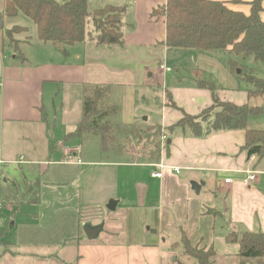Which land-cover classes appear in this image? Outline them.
Masks as SVG:
<instances>
[{
    "label": "crops",
    "instance_id": "0c3cea01",
    "mask_svg": "<svg viewBox=\"0 0 264 264\" xmlns=\"http://www.w3.org/2000/svg\"><path fill=\"white\" fill-rule=\"evenodd\" d=\"M166 1L101 0L97 8L93 5L94 8L90 9L92 2L87 0L89 11L105 5L126 8L123 15V43L120 46L96 45L86 41L59 48L50 43H41L38 38L30 41L24 32L21 33L23 38L13 36L19 50L16 53L6 34L0 33V182H7L18 191L17 179L18 176L22 177L29 187L28 199L36 191L37 177L47 196H60L72 183L77 197V203L69 209L72 212L82 205L84 166L80 157L85 155L84 149H90L87 146L89 141L97 150V155H94L97 158L88 162L91 165L101 163L134 169L128 174L118 175L115 193L109 195L117 202L115 209L120 205L127 207L128 224L124 230L121 228L126 242H119L121 237L117 233H103L104 227L94 241L87 240L83 234L77 238L76 256L68 258L75 264H180L173 244L183 234L193 246L211 247L216 253L214 247L218 242L227 244V234L239 233L240 236L244 231L253 232L239 225L250 229L255 225L253 221L258 220L257 225L261 230L254 232H264V202L260 212L259 205L250 200L255 194L251 188L254 183L247 187L241 183L243 172L255 171L253 163L258 159L253 156L247 160L241 150L243 131L219 132L196 138L187 128L171 130L162 141L159 163H139L132 159L121 160L120 157V160H102L96 137L85 135L79 138L72 135L78 122L69 132L78 140L76 146L60 145L62 155L60 159L57 158V149L53 145L57 117L59 114L63 116L67 101L69 104L70 101H77L78 97L82 99L83 115L85 88L110 87L107 103L119 106V113L111 116L110 122L134 124L141 130L152 127L141 125L136 119L138 95L143 96L147 87L155 86L164 73H171L172 69L166 61L172 55L192 58L190 82L178 74L183 68L175 69L179 76L173 86H165L163 78L160 104L163 121L156 127L166 130L175 125L182 117L178 109L193 116L211 106L210 92L195 86V82L201 79L214 82L220 101L235 105L248 103L251 107L264 104V95L247 94L246 86L229 71L221 60L222 56L191 49L166 48L163 45L166 38L164 20L161 16L151 17V13L164 6ZM218 1L248 15L252 0ZM262 6L264 8V0ZM261 18L264 20V12ZM247 65L256 67L249 59ZM162 66L165 69L161 70ZM51 121H54L53 125ZM206 127L204 124V131ZM53 156H56V162L50 160ZM159 164L165 169L160 178H153L151 174L159 171ZM170 168H178L179 172ZM138 169H142L141 176L136 171ZM145 171H148V175L144 174ZM259 174L257 172L255 181ZM225 179H230V184H225ZM193 185L199 187L197 194ZM36 192L35 203L42 206L44 198H39L38 190ZM3 199L5 195L0 190V203ZM55 205V202L50 205L53 214L60 216L62 211H67V208ZM53 218L54 230L58 231L61 229L60 217ZM35 221L40 223V218ZM87 222L98 225L100 220ZM14 227L15 223L11 220L8 229ZM216 228H220L219 232ZM112 234H116V238ZM100 238L102 245L93 246L92 243ZM237 253L238 246L235 255ZM31 258L35 264H49L45 256ZM68 261L65 256H54L50 264H68Z\"/></svg>",
    "mask_w": 264,
    "mask_h": 264
},
{
    "label": "trees",
    "instance_id": "16d2710c",
    "mask_svg": "<svg viewBox=\"0 0 264 264\" xmlns=\"http://www.w3.org/2000/svg\"><path fill=\"white\" fill-rule=\"evenodd\" d=\"M249 14L232 10L218 0H167L166 4L153 10L151 17L161 16L166 27V48L191 49L203 54H217L235 76L246 86L251 95H264V75L254 73L255 68L247 65L248 59L264 65V12L262 0L249 3ZM125 7L105 5L89 11L87 0H5L4 14L15 17L18 13L29 18L41 43L70 47L86 41L96 45L114 46L123 43V15ZM26 32L14 26L6 32L13 43V50L19 53L13 36ZM64 54L65 53V50ZM195 86L210 92L212 104L197 115H188L182 109L181 119L166 129L190 130L193 137L204 138L210 134L228 131H243L244 143L241 150L248 160L251 157H264V104L251 107L248 103L235 105L220 101L216 95L214 82L197 80ZM110 87L84 89L83 115L72 135L83 138L85 135L96 137L102 157L121 155L129 152L133 141L141 131L134 124L110 122V117L119 113V106L107 103ZM169 98V96L167 95ZM170 102V100L168 101ZM172 106L173 103L170 102ZM206 124L205 131L203 125ZM147 132L146 145L150 147L146 158H137L139 163H159L161 140L165 129L152 126ZM139 144V142H137ZM144 148V147H143ZM145 157V156H144ZM111 159V158H110ZM104 159V160H110ZM103 160V158H102ZM30 202H37V192ZM227 243L238 246L239 264H264V232L244 231L240 236L229 233ZM180 245L182 257L193 259L197 264H213L216 253L213 248L193 246L183 234Z\"/></svg>",
    "mask_w": 264,
    "mask_h": 264
},
{
    "label": "rangeland",
    "instance_id": "374dc122",
    "mask_svg": "<svg viewBox=\"0 0 264 264\" xmlns=\"http://www.w3.org/2000/svg\"><path fill=\"white\" fill-rule=\"evenodd\" d=\"M4 1L5 0H0V33L5 35L6 32L14 26H20L26 29V35L30 37V41H36L37 32L33 22L21 13H18L15 17L6 16L4 14ZM54 1L60 2L61 0ZM91 2L90 9H93V5L97 8L96 5L101 2V0H91ZM15 35H17L16 37L19 39L23 38L21 33ZM11 45L13 46L14 44L12 43ZM218 60L221 63V60ZM249 60L252 62V59ZM166 62L172 70L171 73L163 74V78L166 82L165 86L170 87L176 84L178 80L177 77L179 76L178 74L184 79H187V82H190L188 80L190 78L189 72L192 64L191 57L172 55ZM255 65L254 73L263 76L264 65L257 63H255ZM176 68L183 69L179 70L178 74H176ZM163 78H159V81L155 83V86L150 88L147 87L143 96L141 94L138 95L136 119L141 125L147 124L148 126H158L163 121L161 118L163 115L160 111V104L163 95V86H161ZM81 103V97H78L77 101H70L69 104L67 101L66 108L64 106L63 116H60L59 114L57 117L55 123L56 129L53 130V145L57 149L56 155L59 159L62 155V148L60 145H62V147H75L78 142V140L71 136L69 132L73 130L78 122H80L82 115ZM168 106L171 107L170 104H168ZM51 123L53 125L54 121H51ZM258 127L264 129V123L259 124ZM145 129L147 128H143V130L140 129L141 134L138 135L137 141H133V145L127 154H121L120 156L112 155L109 156V158L106 157V155H104V157L101 155V158H103V160L111 158L112 160L121 159L125 161H128L129 159L137 160V158L145 159L147 154L151 152V148L145 144V138L148 135L147 132L144 133ZM166 135L168 137V132L165 130L161 142L165 139ZM137 142H139V144ZM96 145L98 146V144ZM87 146L90 149H84L86 151L85 155L80 157L84 166L83 180L81 183L83 191L82 205L80 208L77 207V209H74L72 212H69L70 207L73 206L74 203H77V197L74 194L72 183L67 185L68 190L62 192L60 196L56 194H50L47 196L46 193L44 194L40 180L38 177L35 178V187L36 191L38 190V197L40 198V196H42V198H44V204L39 206L38 203L30 202V198L28 199V197H26L29 187L22 177L18 176L17 179L18 191H16L11 184L0 182V190L5 195V199L0 203V235L2 239V242L0 243V264H35L36 262H34L31 257L36 255L45 256V260L46 262H49V264L51 263V257L54 256H65L68 261L69 257L76 256V242L77 238L83 235V224L88 223L87 221L98 218L100 223H103L104 225L103 233H108L107 231L117 233L119 234L118 236L121 237L119 242H126L125 236L121 234V228L123 227L124 230L128 224L127 207L120 205L114 211H109L107 205L110 201H113V199H110L109 195L115 193L114 190H116L118 175H120V173L128 174L131 171H134V169L101 163L91 165V163L88 162H92V159L94 160L97 158L94 156L97 155V150L93 149V147L96 146H94L91 141L87 143ZM68 150L71 149L68 148ZM70 157H72V155ZM55 158L56 156H53L50 160L55 161ZM44 160L47 159L45 158ZM253 164L255 165L253 167L254 170L260 174L257 176V180L253 182L254 184L252 183L253 185L251 188L252 191H255V194L252 195L250 200L253 204L259 205L260 212H262L261 209L264 202V157L262 159H257ZM136 171H138L140 176L142 175V169ZM144 174L148 175V171H145ZM145 175L144 178L146 177ZM39 189H41V192ZM53 202H55L56 207L61 206L62 208H67V211H62L60 216L53 214V208L50 206ZM53 217H60L61 229L58 231L54 230L53 224L55 220ZM37 218H40V223L35 221ZM11 220L15 223V227L14 229L9 230L8 227ZM253 222L255 225L250 229L245 228L243 225H239V227L246 230H252L253 232L259 230L260 226L257 224L260 221L255 220ZM135 224H137V222H135ZM47 225H49L48 229H46ZM218 229L220 228H216V231H218ZM233 234L237 237L239 236V233ZM112 235L116 238V234ZM84 241L87 243V240ZM100 241H102L101 238L97 242L92 243V245H102ZM179 243L180 239L176 241V244L180 245ZM214 248L216 250V257L214 258L213 264H238V258L235 255L237 252L236 244L218 242ZM175 254L180 264H197L193 259L188 260L189 262L182 259L183 257L180 248L175 249ZM42 263L44 262L42 261ZM67 263L75 264L72 261H68Z\"/></svg>",
    "mask_w": 264,
    "mask_h": 264
},
{
    "label": "water",
    "instance_id": "95a60500",
    "mask_svg": "<svg viewBox=\"0 0 264 264\" xmlns=\"http://www.w3.org/2000/svg\"><path fill=\"white\" fill-rule=\"evenodd\" d=\"M0 26H1V18H0ZM57 46L59 48H62L61 44H58ZM193 190L197 194L199 192V187L196 185H193ZM116 204H117L116 201L114 200L110 201L109 204L107 205V209L109 211H114ZM103 226H104L103 223H99L98 225H92L90 223H85L83 224L82 231L87 240L94 241L103 232Z\"/></svg>",
    "mask_w": 264,
    "mask_h": 264
},
{
    "label": "built area",
    "instance_id": "2783aa9c",
    "mask_svg": "<svg viewBox=\"0 0 264 264\" xmlns=\"http://www.w3.org/2000/svg\"><path fill=\"white\" fill-rule=\"evenodd\" d=\"M160 69L163 70L165 68L162 66V67H160ZM166 70H169V69H166ZM0 86H1V81H0ZM0 163H1V160H0ZM157 167H158L159 171L153 172L151 174V176L153 178H160L162 171L165 169V167L162 164L157 165ZM170 169L173 170L176 173L179 172L178 168H170ZM256 175H257V172H255V171H245V172H243V178L241 179L242 185L245 186V187L249 186L252 182L255 181ZM230 182H231L230 179H225L224 180L225 184H230Z\"/></svg>",
    "mask_w": 264,
    "mask_h": 264
}]
</instances>
